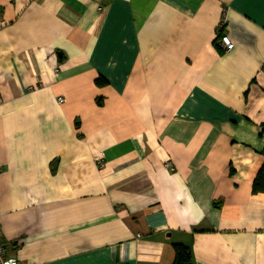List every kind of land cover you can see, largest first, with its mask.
<instances>
[{
	"label": "crops",
	"instance_id": "crops-1",
	"mask_svg": "<svg viewBox=\"0 0 264 264\" xmlns=\"http://www.w3.org/2000/svg\"><path fill=\"white\" fill-rule=\"evenodd\" d=\"M263 150L264 0H0L19 264H264Z\"/></svg>",
	"mask_w": 264,
	"mask_h": 264
},
{
	"label": "trees",
	"instance_id": "trees-1",
	"mask_svg": "<svg viewBox=\"0 0 264 264\" xmlns=\"http://www.w3.org/2000/svg\"><path fill=\"white\" fill-rule=\"evenodd\" d=\"M218 51L221 53L222 50L216 44ZM98 85H104L106 81L103 78L96 80ZM264 155V150L261 152ZM252 192L254 194H264V162L260 169L258 170L253 183H252ZM174 260L171 264H191L192 263V252L191 249L182 244H174Z\"/></svg>",
	"mask_w": 264,
	"mask_h": 264
},
{
	"label": "built area",
	"instance_id": "built-area-1",
	"mask_svg": "<svg viewBox=\"0 0 264 264\" xmlns=\"http://www.w3.org/2000/svg\"><path fill=\"white\" fill-rule=\"evenodd\" d=\"M226 20L225 18L222 19L220 26L218 27V34H217V41L219 46L224 51H231L235 47V43L232 40L231 36L228 33H224L223 29L225 26ZM58 101L62 103L64 101L63 97H59ZM101 162V161H100ZM0 264H19L18 260L10 256L7 252L6 245L3 242L2 238L0 237Z\"/></svg>",
	"mask_w": 264,
	"mask_h": 264
}]
</instances>
